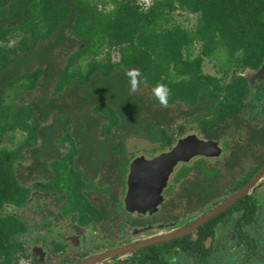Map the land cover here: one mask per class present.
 <instances>
[{"label": "flooded vegetation", "instance_id": "obj_1", "mask_svg": "<svg viewBox=\"0 0 264 264\" xmlns=\"http://www.w3.org/2000/svg\"><path fill=\"white\" fill-rule=\"evenodd\" d=\"M90 1L91 5H74L73 12L82 11L88 18L103 22L115 7V0ZM130 2L142 10L157 5V0ZM173 5L171 21L164 25L194 30L200 12ZM56 38L55 44L65 47L62 54H44L25 67L43 65L45 80L52 72L54 77L60 76L71 62L83 68L91 62L107 71L114 68L109 77L100 69L90 74L94 80L89 89H67L51 104L52 116H41L42 109L36 108L38 118L20 117L16 124L27 123L31 130L34 128L32 133L18 126L1 136L0 158L6 155L10 164L14 157L20 189L3 199L0 206V264H242L247 257V264H264V172L248 193L215 216L181 236H166L205 216L264 169V59L258 65H239L236 58L241 51L237 50L233 65L227 69L221 48L209 54L201 37L183 44V64L194 62L195 67L182 76L190 77L199 67L223 89L212 86L216 97H204L195 105L185 103L183 112L176 116L182 117L185 132L173 144L163 145L161 139L151 138L145 127L151 121L169 124L167 116L176 119L177 113L170 110L166 116L165 108L149 102V84L141 77L139 91L130 93L126 71L138 67L123 65L125 43L105 38L99 53L76 55L75 51L88 42L73 31L71 23L63 24ZM207 61L220 75L206 70ZM229 83L240 84V92L235 93L227 110L221 108L220 99ZM8 88L17 91L16 87ZM45 90L50 95L54 87ZM41 94L37 89L26 97L49 105L51 102L40 99ZM95 98H105L118 117L96 113L91 101ZM15 100L14 94L5 104ZM134 102L140 107L139 114L146 112L142 124L133 114ZM192 116L199 120H192ZM190 130L203 140L216 142L219 152L180 162L156 209L131 210L127 198L133 162L170 150L180 138L192 134ZM141 139L159 144L150 149L129 147V142ZM20 141L34 143L14 150ZM253 204L262 215L256 222ZM255 225L262 235L261 261L255 260Z\"/></svg>", "mask_w": 264, "mask_h": 264}, {"label": "trees", "instance_id": "obj_2", "mask_svg": "<svg viewBox=\"0 0 264 264\" xmlns=\"http://www.w3.org/2000/svg\"><path fill=\"white\" fill-rule=\"evenodd\" d=\"M90 2V0H0V142L1 136L9 130L14 132L18 126L30 129L27 123L17 125L16 122L20 117L38 118L35 114L36 108L42 109L41 116L47 118L52 116L51 104L57 102V97L60 99L67 89L77 87L89 89L91 81L94 80L90 74H94L97 69L105 72V76L109 77L112 74L114 67L108 68L107 71L106 67L97 65V62H91L87 68H83L81 64L74 66L71 62L60 76L54 77L52 72L45 80L43 65L25 67L27 62L37 57L43 58L44 54L64 52L65 47L55 44V41L58 43L55 35L65 23H71L73 31L88 42L87 46L75 51L76 55L86 52L99 53L104 47L101 43L105 44V38L108 42L120 45L121 42L125 43L123 65L138 67L142 74L141 78L149 84L151 92L146 96L148 101L159 104L152 93L158 82L166 84L171 89L169 106L162 107L165 108L166 116L170 110L181 114L185 103L195 105L204 97L213 95L216 97L217 92L212 90V86L219 90L223 89L216 79L203 75L199 67L190 77L182 76L195 67L194 62L183 64L181 51L183 44H189L201 37L206 41L205 47L209 54H215L216 50L221 48L227 69L233 65V56L237 50L241 51L239 58H236L239 65H258L264 59V0H157V5L148 10L140 9L136 2L130 0L122 2L115 0V7L108 11L103 22L100 19L88 18L82 11L73 12L74 5H91ZM173 3H178L181 8L192 12H200L194 30L185 29L182 25H164L165 21L168 23L171 21ZM167 7H170L169 12L165 11ZM118 65L121 67V62L116 64L117 68ZM70 69H74L72 73L68 72ZM174 69L181 75L175 73ZM119 82L121 83V79ZM239 85L229 83L225 86L224 98L220 99L221 108L228 110L227 106L231 104L235 93L240 92ZM8 86L16 87L17 91L10 90ZM48 86L54 87L50 95L45 90ZM37 89L42 90L40 99L45 103L51 102L49 105L43 106L36 99H27L29 97L27 95ZM14 94L17 98L15 103L6 105L7 98L13 99ZM91 101L94 102L92 105L96 113L101 111L108 118L118 117L115 109L105 98H95ZM133 104V114L142 124L144 122L142 116L146 112L143 115L139 114L140 107L136 102ZM166 119L170 120L166 125L148 122L144 131L151 138L161 139L163 145H171L185 132V128L182 123L176 125L172 116L168 115ZM192 120L199 119L192 116ZM33 131L34 128L30 129V133ZM31 143L34 142L20 141L19 146L13 149L21 150ZM7 152L8 150L5 153ZM12 159L14 160L13 156ZM13 160L8 164L9 158L6 155L0 158V206L3 199L10 195L14 196L20 189L18 171ZM257 207L255 204L251 206L255 222L262 216L259 214L260 208ZM261 236L255 225L256 261H261ZM252 259L254 260V257ZM248 261L249 257L243 260L242 264H247Z\"/></svg>", "mask_w": 264, "mask_h": 264}, {"label": "water", "instance_id": "obj_3", "mask_svg": "<svg viewBox=\"0 0 264 264\" xmlns=\"http://www.w3.org/2000/svg\"><path fill=\"white\" fill-rule=\"evenodd\" d=\"M218 152L219 148H217L216 142L203 140L197 134L192 133L180 138L170 150L162 152L152 159H147L144 156L137 158L131 167L129 179L130 190L127 198L128 207L133 211L156 209L162 197L161 194L164 187L168 184L171 174L180 162L189 161L198 155H215ZM263 172L264 169L259 171L252 180L239 188L230 198L221 205L216 206L205 216L193 222L191 225L179 230L177 229L166 236H181L215 216L233 204L243 194L248 193L259 181Z\"/></svg>", "mask_w": 264, "mask_h": 264}, {"label": "clouds", "instance_id": "obj_4", "mask_svg": "<svg viewBox=\"0 0 264 264\" xmlns=\"http://www.w3.org/2000/svg\"><path fill=\"white\" fill-rule=\"evenodd\" d=\"M126 75L130 78L129 80V91L134 94L140 89V77L141 72L138 69H132L126 71ZM153 96L159 102L162 107L169 106V97L171 95V89L164 83L158 82L152 89Z\"/></svg>", "mask_w": 264, "mask_h": 264}, {"label": "rangeland", "instance_id": "obj_5", "mask_svg": "<svg viewBox=\"0 0 264 264\" xmlns=\"http://www.w3.org/2000/svg\"><path fill=\"white\" fill-rule=\"evenodd\" d=\"M117 58V57H116ZM205 68L207 71H210L212 73H217V75H220L219 72H217V67H214L213 64L210 62H206L205 63ZM107 88V86H105ZM121 102L123 103L124 100L121 99ZM178 114H176L177 116ZM175 116V115H174ZM183 121L182 117H176L175 119V123L176 125H178L179 123H181ZM191 132L190 133H195L196 131L194 130H190ZM159 144V143H158ZM156 143H151L149 142L147 139H141V140H132L131 142L128 143L129 147L130 148H134V150H139V149H150V148H155L157 147ZM212 164V163H211Z\"/></svg>", "mask_w": 264, "mask_h": 264}]
</instances>
